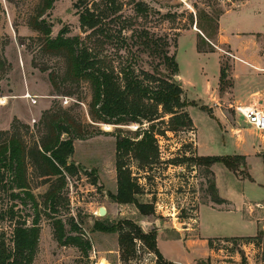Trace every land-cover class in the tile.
Instances as JSON below:
<instances>
[{
    "label": "rangeland",
    "instance_id": "obj_1",
    "mask_svg": "<svg viewBox=\"0 0 264 264\" xmlns=\"http://www.w3.org/2000/svg\"><path fill=\"white\" fill-rule=\"evenodd\" d=\"M38 2L39 0H0L2 50L10 63L0 82V98L3 99V102L0 101V130L9 129L14 120L19 119L31 125L30 132L26 133L29 141L33 139V135L37 138L40 134L37 124L41 113L54 104L71 109L79 121L86 124L90 122L86 111L91 100L89 84L67 82L62 85L64 91L70 93L66 95L58 94L51 83L49 73L54 71L63 75L66 62L62 56L44 52L40 34L30 27L29 21ZM138 2L144 3L148 9L139 12ZM76 3L78 6H75ZM108 3L109 0H56L54 8L47 15L52 23L51 35L56 37L61 29L66 28L68 35H79L87 43L96 40L102 52L115 59L116 65L119 62L124 65L133 57L137 60L138 70L152 73L160 70L165 77L168 71L164 64H160V57L145 52L139 44H134L137 41L136 30L146 28L158 36L168 38L171 43L169 52L176 55L180 71L199 87L205 79L203 72L207 76L216 74L219 65L220 72L221 69L227 70L228 76L225 79L221 80L220 75L221 89L231 85L236 52L254 51L264 54V0H117L116 11L108 9ZM85 7L102 10L101 25L114 35L112 39H104L102 35L95 34L94 29L82 24L80 12ZM221 8L224 12L217 16L213 37L205 43L202 40L204 33L197 26V11L204 9L208 13H214ZM203 22L206 25L208 23L206 19ZM240 30L259 32L242 33ZM124 37L127 38V45L121 48L118 45ZM99 40L104 42L100 43ZM199 43L207 49L212 45L213 50L205 51V54L214 55L198 57L196 48ZM202 65L205 67L204 71ZM178 81L181 83V79ZM183 91L188 101L195 102L187 97L184 88ZM26 93L37 97V103L32 104L24 96ZM65 97H68L67 103L64 102ZM195 103L185 107L193 120L192 126L176 131L167 130L164 135L157 134L159 160L154 166L141 169L137 160L130 155L126 157L142 188V193L137 194L138 199L155 206V211L148 215H142L134 203L117 202L111 194L117 191L118 133L135 136L139 126L148 128L150 123H99L97 127L100 133L87 139H75L72 160L87 169L88 173L79 172L69 179V210L92 242L90 256H84L76 246L60 245L54 237L51 220L43 214L39 249L33 264H165L170 261L164 256L163 260H159L140 241L136 255L129 262L122 261L118 233L93 230V226L97 220L116 221L123 218L137 221L145 231L156 229L157 243L159 241L162 251L170 259H195V263L206 261L209 264H264V209L256 216V233L233 236L245 232L235 214H214L207 207H202L208 205L217 208V205L223 204L214 201L219 193L210 188L211 181L215 180L214 172H208L205 165L198 163L197 140L199 138L203 142H210L212 138L213 143L220 146L225 138L227 145L225 149L220 147L219 152L226 155L232 152L235 137L224 136L218 121L213 119L217 118L215 106L211 107L204 101ZM45 106L47 108L41 112L40 108ZM202 106L210 110L213 118L202 110ZM231 114L235 115V112ZM155 129L163 131L168 129V125L158 122ZM252 133L253 131L244 129L245 135L252 136ZM247 171L248 168L245 167L233 172L238 177H245ZM41 181L31 173V186L40 199L47 188ZM12 203L17 204L20 209L18 216L33 212V208L20 205L19 199H12L8 192L2 191L0 215ZM101 206L108 211L104 216L99 215ZM223 208L232 209V206L224 204ZM199 211L209 229L199 230ZM249 215L246 206L244 217L249 218ZM12 225L9 217L0 218V229L8 235L11 234ZM69 227L67 225V229ZM208 238L212 241L211 251L209 244H206ZM259 238L260 245L255 243Z\"/></svg>",
    "mask_w": 264,
    "mask_h": 264
},
{
    "label": "trees",
    "instance_id": "obj_2",
    "mask_svg": "<svg viewBox=\"0 0 264 264\" xmlns=\"http://www.w3.org/2000/svg\"><path fill=\"white\" fill-rule=\"evenodd\" d=\"M55 2L56 0H39L29 24L40 34L42 50L62 56L66 62V71L63 75L60 76L54 71L49 73L57 93L70 94L62 87L67 82L76 85L82 82L89 84L91 100L86 111L90 122L83 123L71 109L54 104L41 113L37 124L40 134L37 138L33 135L31 141L26 137L31 125L19 119H15L9 129L0 130V193L6 191L12 199H19L20 205L33 208L32 214L18 216L20 209L17 204L12 203L8 210L1 213L0 218L9 217L13 228L9 235L0 229V264H33L39 249L43 214L51 220L54 237L60 245L76 246L84 256H90L92 242L69 210L70 199L67 192L69 179L79 172L88 173L87 169L72 160L75 139H87L100 133L97 127L99 123L119 125L133 122L139 125L150 123L148 128L139 126L135 136L118 133L117 191L111 194L117 202L134 203L142 215H148L155 211V206L153 203L141 202L138 199L137 194L142 193V188L126 157L130 155L132 159L137 160L141 169L152 167L159 160L157 134L164 135L167 130L176 131L193 125L190 113L185 107L196 103L184 97L182 83L175 80V75L179 73V64L176 55L169 52L171 43L167 37L158 36L146 28L136 30V36L133 35L137 39L134 44H139L141 50L160 57V64H164L168 71L165 77L159 69L157 73L138 70L137 60L133 57L124 65L120 62L116 65L115 59L107 57L96 40L87 43L79 35H68L66 28L61 29L56 37L51 35L52 23L47 19V15L54 8ZM75 6H78L77 3ZM108 9L116 11L117 0H109ZM147 9L144 3H137L139 12ZM101 12L102 10L93 7H85L80 12V20L85 27L94 29L95 34L110 40L114 35L102 27ZM223 12L222 8L214 13H208L204 9L197 11V26L204 33L202 40L205 43L206 40L212 39L213 30L217 27V16ZM203 19L207 20V25ZM126 41V37L122 38V43L120 42L118 46L125 47ZM99 42L103 43L104 40ZM209 46L208 49L203 48L199 43L198 50L212 51V45ZM2 47L3 36L0 28V82L10 67ZM226 76L227 70L221 69V80ZM202 110L213 117L206 106H202ZM158 122L166 123L168 129L156 130ZM215 162L224 164L232 171L246 167L245 157L242 155L198 157V163L205 165L210 173H213L211 166ZM31 173L40 178L42 184L47 185L42 199L34 193L31 186ZM210 188L217 191L215 180L211 181ZM214 201L218 204H230L219 195ZM67 225L70 229H67ZM93 230L118 233L119 251L124 262H129L136 255L139 241L154 252L159 260H163L157 243V230L145 231L141 224L131 218L116 221L97 220ZM260 240L261 238L255 243L260 245ZM208 244L212 249L211 240ZM165 264L185 263L168 261ZM195 264L209 263L200 261Z\"/></svg>",
    "mask_w": 264,
    "mask_h": 264
},
{
    "label": "crops",
    "instance_id": "obj_3",
    "mask_svg": "<svg viewBox=\"0 0 264 264\" xmlns=\"http://www.w3.org/2000/svg\"><path fill=\"white\" fill-rule=\"evenodd\" d=\"M240 32L258 33L259 31L247 32L240 30ZM256 43H259L257 39ZM197 49L198 48H196V50ZM196 54L198 57H205L210 56L213 53L205 54V52L197 50ZM204 68L205 67L203 66V71ZM203 75L205 79H203V83L199 87L196 82L180 71L182 87L190 100L195 102L204 101L205 104H208L211 107L215 106L214 109L217 112V118H212L218 121L224 136L235 137L233 150L226 155L244 156L248 171L245 177H238L224 164L215 162L211 166V169L214 172L216 188L219 196L230 202L232 209H224V204L217 205V208L208 205L202 207H207L208 210L214 214H235L234 216L240 221V223H242L241 226L245 232L233 236L253 235L257 231L256 216L258 213H262L264 209V131H259L249 124L236 110V107L240 105H252L264 110V54L254 51H243L242 53L236 52L233 61L231 85L225 89H221L220 87V65L218 66L216 74L214 73L213 75L207 76L205 72H203ZM209 77H211V79ZM46 108V106L42 107L40 108V111L42 112V110H45ZM232 111L235 112V115L231 114L233 113ZM244 129L253 131L252 136L251 134L245 135ZM209 141L210 142H203V140H199L198 138V156L225 155L219 152L220 147L221 149H225L227 145V142H224L226 141L225 138L223 139V143L219 142L221 144L220 146H216V144L213 143L212 138H210ZM261 189L263 190L261 191ZM246 206L250 214L249 218L244 217V208ZM198 214V218L200 219L199 230L209 229V226L201 218L200 211ZM209 238L206 240L207 245ZM158 247L163 256L170 261L195 264V259L186 261L180 258H168L162 251L159 241ZM210 249L211 248L209 247V250Z\"/></svg>",
    "mask_w": 264,
    "mask_h": 264
},
{
    "label": "built area",
    "instance_id": "obj_4",
    "mask_svg": "<svg viewBox=\"0 0 264 264\" xmlns=\"http://www.w3.org/2000/svg\"><path fill=\"white\" fill-rule=\"evenodd\" d=\"M24 96L28 98L32 104L37 103V97L32 96L30 93H26ZM2 100L3 99L0 98L1 102H3ZM64 102H68V97L64 98ZM236 110L257 130L264 131V110L252 105H240L236 107Z\"/></svg>",
    "mask_w": 264,
    "mask_h": 264
},
{
    "label": "water",
    "instance_id": "obj_5",
    "mask_svg": "<svg viewBox=\"0 0 264 264\" xmlns=\"http://www.w3.org/2000/svg\"><path fill=\"white\" fill-rule=\"evenodd\" d=\"M179 79H180V76L178 74L175 75V80L178 81ZM106 213H107L106 207H104V206L99 207V215L100 216H104V215H106Z\"/></svg>",
    "mask_w": 264,
    "mask_h": 264
}]
</instances>
